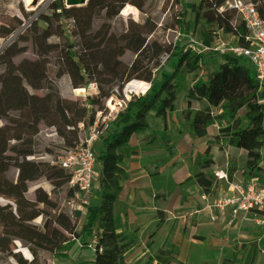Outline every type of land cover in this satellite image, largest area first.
Segmentation results:
<instances>
[{"label": "trees", "instance_id": "16d2710c", "mask_svg": "<svg viewBox=\"0 0 264 264\" xmlns=\"http://www.w3.org/2000/svg\"><path fill=\"white\" fill-rule=\"evenodd\" d=\"M246 1L263 13L264 0ZM144 2L87 0L84 6L66 8L64 0H53L47 9L49 15L38 17L44 25L42 29L29 39L18 35L11 45L1 50L0 56L15 57L26 52V47L17 46L18 42L28 41L35 56L33 61L23 59L16 65L2 61L0 71V198L7 202L0 205V254L12 258L13 264H38V260L32 250L33 258L29 262L12 253L10 238L48 252L57 260H68L70 250L77 249L88 253V264H125L123 256L131 249L132 242L121 240L114 228L111 206L122 195L115 171L123 162L125 147L134 144L136 135L149 130L147 115L151 112L160 119L165 131L166 118L175 110L178 98L188 101L182 115L184 130L202 138L206 127L216 124L218 131L213 144L220 152L228 148L242 152L247 158L242 171L245 181L264 184V85L258 84L254 69L245 58L213 47L220 32L234 37L237 46L245 48L248 43L243 22L232 11H220L224 0H175L180 6L173 27L177 35L175 44L163 43L154 27L146 28L138 21L126 20L120 31L111 27L110 23L118 18L125 5L141 10ZM19 12L23 17L28 16L22 8ZM96 20L101 24L94 29ZM67 21H71L73 29H64ZM20 24L18 21L17 25ZM3 37L7 34L0 31V38ZM126 53L134 56L128 65L122 62ZM201 71L207 72L204 81L198 78ZM70 72L80 74L78 80L72 82V89H86L93 83L98 94L87 95L83 104L31 93L46 88L50 75L59 79ZM186 76L193 82L188 89L180 86ZM132 80L145 82L148 88L125 101L121 91ZM111 97L124 105L107 123L93 147L97 176L88 205L82 215L73 213L74 222L62 214L51 220L40 206L56 209L54 190L67 183L68 178L48 162L30 159L39 125L55 127L63 142L62 148L72 149L79 142L80 131L86 132L95 114L102 112L101 100ZM191 102L205 104L196 111L197 121L190 119ZM152 135L160 139L163 149L170 154L165 139L157 133ZM208 149L204 158H196L199 172L192 178L205 195L216 185L212 176L214 161L207 158ZM229 161L234 162V159L229 158ZM217 164L231 180L235 168ZM10 168L16 170L13 182L6 178ZM38 172L49 182L51 191L35 190V201L31 202L24 198L27 181ZM177 195L178 185L169 203ZM40 217H44L41 227L31 225ZM161 224L159 220L156 228ZM95 231L100 232L98 245L102 252L93 262L87 245ZM152 236L153 233L149 237ZM72 238L80 242L81 248ZM153 260L155 264H172L175 257L170 247L165 246L156 252Z\"/></svg>", "mask_w": 264, "mask_h": 264}, {"label": "crops", "instance_id": "0c3cea01", "mask_svg": "<svg viewBox=\"0 0 264 264\" xmlns=\"http://www.w3.org/2000/svg\"><path fill=\"white\" fill-rule=\"evenodd\" d=\"M206 74L201 71L198 78L204 81ZM187 103L185 98L177 99L175 110L166 118L165 131L161 120L150 112L149 130L136 135L134 144L125 147L123 162L115 171L122 187V195L111 206L115 232L121 240L133 242V251L153 233L148 243L151 251L168 246L175 263L264 264V215L219 210L215 202L229 194L226 184L215 180V188L205 195L192 179L199 172L196 158H204L207 147V158L214 161L213 172H224L217 162L225 168L234 167L232 180H245L242 171L247 158L230 148L223 152L217 149L212 142L218 131L216 124L207 126L202 138L185 131L182 115ZM197 105L201 104L191 102V121H197ZM153 133L165 139L170 154ZM176 185L178 195L169 203ZM159 220L162 224L156 228Z\"/></svg>", "mask_w": 264, "mask_h": 264}, {"label": "rangeland", "instance_id": "374dc122", "mask_svg": "<svg viewBox=\"0 0 264 264\" xmlns=\"http://www.w3.org/2000/svg\"><path fill=\"white\" fill-rule=\"evenodd\" d=\"M140 1V0H138ZM53 0H31L27 3L26 0H0V31L7 34V37L0 38V52L5 47L11 45L16 36V32L18 27L26 24L28 22L31 23V26L23 32L22 36L26 39H29L30 35L35 33L37 30L42 29L44 27L43 23L38 20V17L42 14L49 15V11L47 10ZM22 8L23 11L28 14L27 17L21 16L19 9ZM126 9L125 12H122L123 9ZM123 9L119 12L118 18L111 22L110 25L116 31L121 30L122 24L125 23L126 20H133L141 22L144 27L151 28L154 27L156 35L162 38V42L165 44L169 43H177V35L174 30V21L176 14L180 11V6L175 2V0H145L143 7L141 10L136 9L134 6L125 5ZM264 13V7L262 8ZM20 22V25H17V22ZM101 24L100 21H94L93 27L96 29ZM64 29L71 30L73 29V24L71 21H67L63 25ZM150 37H148L149 39ZM196 40V37L193 38ZM18 47H26V52L24 54L17 55L15 57H3L0 56V71L3 69L2 61H7L10 64H18L21 60L27 59L33 61L35 56L32 54L31 47L28 41L26 42H18ZM214 49L219 50L222 53L233 54L235 49L238 47L237 42L234 37L230 35H223L222 33H218L216 35V39L214 40ZM134 56L130 53H126L122 57V62L126 65L130 64ZM80 74L78 72H70L65 73L61 78L55 79L52 75H50V79L46 88L42 90L32 91L31 93L36 96H44L49 94L52 98H61L69 101H76L79 103H85V97L95 96L98 94L96 86L93 83L88 84L86 89H83L81 96L75 97L73 95L72 82L78 80ZM137 82V84H136ZM184 83V87H186L191 82V77H184L181 83ZM129 83L135 85V88L129 86ZM124 85L121 95L124 100H128L131 95H138L139 89L136 86L139 83L137 80H132L131 82ZM182 85V84H181ZM108 102L111 105L120 102L116 97H111L109 99L101 100V104L103 105V110L106 111ZM181 103V102H180ZM180 103L177 105L179 108ZM198 108L205 107V104L197 105ZM117 109V107H116ZM184 113V112H183ZM150 124L153 128V121H150ZM2 125V122L0 123ZM43 125H39V130ZM80 131V130H79ZM34 146H33V155L32 161L35 162H46L52 159H55L58 155H60L62 147H53L47 142H44L39 136L34 138ZM220 165H223L221 163ZM219 165V166H220ZM215 173L212 174L213 179L216 180ZM6 178L13 182L16 178V170L10 168L6 173ZM28 191L24 194V198L34 202L35 196L33 192L37 189H41L45 193H49L51 191V187L49 182L45 181L44 177L41 173H36L27 181ZM57 201V207L54 210H50L45 208L44 206H40L41 210L48 215V217L52 220L57 215L62 214L69 217L73 222L75 221L73 217L74 206L76 203L75 193L72 187L67 183L63 186L56 188L55 190ZM7 202L0 198V205H5ZM44 221V217H40L32 221L31 225H35L37 227H41ZM79 225V222H76V228ZM151 237H147L143 246H138V248L130 249L124 256L123 262L125 264H155L153 258L156 255V252H152L150 249L149 240ZM133 244V242H132ZM135 244V243H134ZM149 245V246H148ZM133 246V245H132ZM145 247V249H144ZM10 251L14 254H19L21 257L26 259L28 262L33 258L31 251L36 253V257L38 260V264H88L89 256L87 252L78 251L77 249H71L69 252L68 260H57L53 259L52 255L48 252L40 251L33 246L26 244L25 242L16 239L10 238ZM132 248V247H131ZM146 249L148 251H146ZM2 258V259H1ZM14 261L12 258H8L5 254H0V264H13ZM175 264V261L172 263Z\"/></svg>", "mask_w": 264, "mask_h": 264}, {"label": "built area", "instance_id": "2783aa9c", "mask_svg": "<svg viewBox=\"0 0 264 264\" xmlns=\"http://www.w3.org/2000/svg\"><path fill=\"white\" fill-rule=\"evenodd\" d=\"M222 10L232 11L235 17L243 22L247 31L245 40L248 44L245 48L237 47L234 54L242 56L252 65L258 84L263 86L264 13L260 14L257 9L246 0H224L220 8V11ZM29 26H31L30 22L23 24L17 30L16 36L23 34ZM147 88L148 84L145 83L142 93H144ZM123 105L124 103L120 101L111 107L107 105L106 111L97 112L94 116L92 125L87 131H80L78 134L79 142L74 148L68 150L62 149L60 155L55 159L46 161L51 166L61 169L67 176L68 184L74 190L76 198L74 212H79L81 215L88 205L89 196L93 190V185L97 176L95 170L96 158L93 147L103 135L107 123L113 119L114 115L121 110ZM79 129H82L81 125H79ZM37 136L53 147L63 146V142L57 135L56 129L53 126H43L35 137ZM32 158L31 156L30 159L32 160ZM214 176L216 180L223 181L230 190L229 194L215 202L216 208L219 210L230 208L232 213H243L245 216L251 213L254 215H264L263 185L256 180H228L226 173L221 171L216 172ZM99 236L100 232L95 231L87 245L93 262H95L102 252V248L98 245ZM72 241L78 248H81V244L77 239L72 238Z\"/></svg>", "mask_w": 264, "mask_h": 264}, {"label": "bare ground", "instance_id": "6f19581e", "mask_svg": "<svg viewBox=\"0 0 264 264\" xmlns=\"http://www.w3.org/2000/svg\"><path fill=\"white\" fill-rule=\"evenodd\" d=\"M27 1V3H29L31 0H26ZM126 11V9L124 8L123 10H122V12H125ZM136 84H137V82H136ZM144 84L145 83H139V85L138 86H136V88L137 89H139V94H141L142 92H143V88H144ZM129 86H132V87H134L135 88V85H132L131 83H129ZM82 92H83V89H81V88H77V89H74L73 90V95L75 96V97H79V96H81V94H82ZM108 106H112L110 103H108ZM28 196V194H26V197Z\"/></svg>", "mask_w": 264, "mask_h": 264}, {"label": "water", "instance_id": "95a60500", "mask_svg": "<svg viewBox=\"0 0 264 264\" xmlns=\"http://www.w3.org/2000/svg\"><path fill=\"white\" fill-rule=\"evenodd\" d=\"M87 0H64V5L66 8L69 7H81L86 4Z\"/></svg>", "mask_w": 264, "mask_h": 264}]
</instances>
